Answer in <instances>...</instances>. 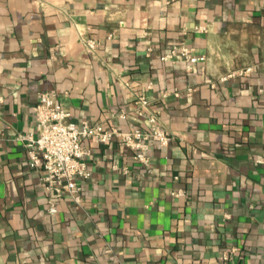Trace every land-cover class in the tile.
Returning a JSON list of instances; mask_svg holds the SVG:
<instances>
[{"label": "crops", "instance_id": "1", "mask_svg": "<svg viewBox=\"0 0 264 264\" xmlns=\"http://www.w3.org/2000/svg\"><path fill=\"white\" fill-rule=\"evenodd\" d=\"M181 44L204 72L162 60ZM44 93L74 122L122 131L147 128L129 111L146 96L174 139L151 144L150 172L116 142L90 143L82 206L65 195L51 215L16 139L36 133ZM261 159L264 0H0V264H226L232 247L237 264H264Z\"/></svg>", "mask_w": 264, "mask_h": 264}, {"label": "built area", "instance_id": "2", "mask_svg": "<svg viewBox=\"0 0 264 264\" xmlns=\"http://www.w3.org/2000/svg\"><path fill=\"white\" fill-rule=\"evenodd\" d=\"M199 32H206L200 27ZM87 48L95 52L99 43L94 39L82 37ZM179 56L185 63L186 71L190 72L196 67L201 72L206 68L205 55L198 54L193 47L185 44L173 47L162 60H172ZM253 67L240 69L220 78L221 82L231 79L248 77L253 73ZM129 111L147 122V128H136L131 131H122L116 126L105 127L102 124H92L89 121L74 122L72 113L66 110L53 95L44 93L38 98L35 107L36 133H25L17 136V141L23 143L29 158L31 169L43 172L42 181L46 191L54 199L50 201L48 212L57 213L56 200L67 195L75 205L82 206L83 181L93 176L89 165L92 157L90 143L98 146H107L116 142L120 147L132 151L133 161L151 171L149 150L151 144L167 148L173 135L160 125L157 115L151 113L150 101L146 96H138L131 104ZM122 120L128 118V111L118 116ZM259 163L264 164V159ZM113 171L121 175H128V167L112 166ZM174 197L184 196L183 190L172 193ZM237 247L225 251L221 260L226 264H237Z\"/></svg>", "mask_w": 264, "mask_h": 264}]
</instances>
